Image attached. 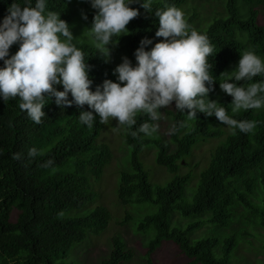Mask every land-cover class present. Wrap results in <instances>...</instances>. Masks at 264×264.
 <instances>
[{
    "label": "trees",
    "instance_id": "16d2710c",
    "mask_svg": "<svg viewBox=\"0 0 264 264\" xmlns=\"http://www.w3.org/2000/svg\"><path fill=\"white\" fill-rule=\"evenodd\" d=\"M11 2L0 0V19L7 14ZM17 2L22 4L23 0ZM188 2L190 0H153L151 11L143 9L139 3L130 5L138 9V15L125 26L127 34L120 35L115 45H109L107 60L97 53L93 44L76 43L89 66L90 89L95 90L105 79L115 81L113 69L122 57L126 56L135 64L133 52L141 38H150L153 44L163 39L154 35L158 27L153 14L155 9L175 5L187 13L183 8ZM78 3L79 0L73 3L72 0H47L46 9L68 21L71 5L77 10ZM218 5L223 11L214 7L211 20L199 19V4L192 7L185 19L192 28L207 36L213 48L208 57L212 64L210 75L222 79L220 73L231 71L242 51L251 50L264 60V24L257 21L260 9H264V0H219ZM94 12L93 9L86 14L87 27L91 25ZM151 46L147 45L146 50ZM17 48V44L11 45L9 55ZM0 66H3L2 61ZM260 79L261 76L253 77L249 83ZM241 83L243 81L237 82ZM56 88L63 90L61 85ZM208 97L221 103L230 116L256 121L255 129L251 133L237 130L233 134L224 130L222 122L214 116L197 113V118L187 120V110L185 114L168 110L172 124L186 121L185 127L170 134L175 147L169 151L168 141L155 133L152 136L131 134L148 119L146 114L137 113L136 123L124 126L123 156L129 154L130 166L118 170L116 200L136 207L140 203L155 206L134 229L135 233L143 234L148 264H152L151 253L164 240L174 241L191 258L186 264H239L233 256L234 262L231 260V255L240 237L248 232L225 231L234 222L238 206L247 208L245 211L250 216L242 212L245 219L255 218L264 228V107L233 114L231 96L220 90L218 81H214ZM68 98L71 99L70 94ZM82 110L90 109L87 105L74 104L61 108L53 97L46 100L42 107L45 116L36 124L19 109L18 98L0 100V264H81L72 258L75 248L108 226L110 209L100 204L89 207L90 183L100 180L114 154L109 144L97 141L106 121L101 123L95 117L93 126L88 128L78 121ZM216 137L222 139L208 164L198 173L196 183L191 184L192 173H181V167L189 165L187 157L196 143ZM30 147H35L38 155L28 157ZM150 147L156 148L155 162L170 174L163 184L149 180L139 159ZM12 153H19L20 157L13 159ZM49 160L52 163L48 167L41 166ZM14 209L17 216L12 220ZM222 231L227 234L221 236ZM198 232L202 234L195 236ZM261 247L264 252V239ZM133 256L124 239L117 235L109 254L98 264H121Z\"/></svg>",
    "mask_w": 264,
    "mask_h": 264
},
{
    "label": "clouds",
    "instance_id": "9594fccd",
    "mask_svg": "<svg viewBox=\"0 0 264 264\" xmlns=\"http://www.w3.org/2000/svg\"><path fill=\"white\" fill-rule=\"evenodd\" d=\"M152 2L89 0L95 12L86 29L97 53L107 60L109 45H115L120 35L127 34L125 26L138 15V9L130 5L139 3L151 11ZM46 4L47 0H23L22 4L12 0L7 14L0 19V100L18 98L19 109L34 123L41 122L45 116L42 107L54 97V103L61 108L87 105L90 110L80 111L77 117L88 128L93 126L95 117L101 123L115 120L119 127L135 124L137 113L146 114L148 119L131 133L133 136L156 133V122L162 116L160 109L169 107L184 114L187 110V120L197 118V113L214 116L233 134L255 129L256 121L238 120L227 114L221 103L208 97L214 81H218L220 90L231 96L233 114L264 107V60L253 51H242L235 67L221 72L222 79H215L209 72L212 64L208 57L213 48L207 36L187 23L180 8L166 5L153 12L158 20L154 35L163 39L153 44L150 38H141L133 52L135 64L122 57L113 69L115 81L105 79L91 90L89 66L73 42L76 37L59 13L47 10ZM82 18L87 19L83 14ZM13 44L18 48L9 55ZM147 45L152 46L146 50ZM256 76L262 79L249 83ZM239 81L243 83L237 84ZM56 85L63 90H57ZM185 126L186 121L174 122L167 131L173 134ZM11 155L13 159L20 157L19 153ZM27 155L35 157L38 150L30 147ZM51 163L45 161L41 166Z\"/></svg>",
    "mask_w": 264,
    "mask_h": 264
},
{
    "label": "rangeland",
    "instance_id": "374dc122",
    "mask_svg": "<svg viewBox=\"0 0 264 264\" xmlns=\"http://www.w3.org/2000/svg\"><path fill=\"white\" fill-rule=\"evenodd\" d=\"M73 1L75 0H72V3ZM79 2L77 10H73V6L71 5L72 12L66 22L69 25L73 36L76 37L73 41L74 43L87 42L92 44L91 37L86 29V19L82 18V14L83 16H86V14L93 9L91 8L89 1L79 0ZM196 4H199V19L202 20H211L213 18L214 7H218V11H223L222 8H219V0H190V2L184 6L183 10L186 9L190 13L192 7ZM258 8L260 9L262 7ZM183 12L186 13V11ZM257 21L260 24H264V9H260ZM115 53L117 55L120 54L117 50H115ZM112 54L113 52H111V55ZM166 110L173 111L174 109L171 107L160 109V111H162V116L161 119L156 122L159 124V128L155 133V136L168 141L169 151H173L175 144L170 141V134L167 131L168 127L172 124V117L166 112ZM124 130V126L118 127L115 125V120L109 119L105 122V127L97 138L98 142L109 144L114 157L111 160V163L105 168L103 176L99 178L100 180L96 181L94 184L92 182L90 183L92 193L90 200L91 205L89 207L93 208L99 204L106 206L110 209L111 219L102 233L99 235H91L87 240L80 243L78 247L75 248L72 258L78 260L81 264H98L100 259L109 254L113 238L117 235L124 239L126 248H129L134 254L131 260L122 262L121 264H148L147 258L145 257L147 248L144 245L143 234L135 233L134 229L145 215L154 210L155 206L151 203H140L138 204L139 206L136 207L133 205H123L116 200V186L117 183L119 185L120 180V176H117L118 170L120 167H122V170H126L130 166L127 157L129 154L127 153V155L125 154L123 156V149L125 147L123 143ZM224 130L228 131L229 129L224 126ZM221 139L222 137L211 138L194 145L191 154L187 157L189 165L182 166L180 169L181 173H192L193 178H191V184L194 185L196 183L198 173L208 164L211 158V153ZM155 153L156 148L150 147L144 151L143 158L141 154L139 159L148 172L149 180L153 184H163L165 178L170 174L163 166L155 162ZM245 209L247 208L238 206V209L234 214V222L229 228L225 229V231L228 232L232 229L248 232L246 236L240 237L238 245L231 255V260L233 256L234 260L239 264H264V252L261 247L262 239H264V228L255 221V218H253L252 221L245 219L243 217L244 213L242 212H245L247 216H250ZM128 215L130 218H127ZM16 216L17 210L14 209L11 214V219L15 220ZM206 233L207 231H204V234ZM201 234L202 232H198L195 236ZM225 234L227 233H224L223 231L221 232V236ZM150 258L152 264H186L191 261V258L187 256L172 240H164L161 245L151 253Z\"/></svg>",
    "mask_w": 264,
    "mask_h": 264
}]
</instances>
